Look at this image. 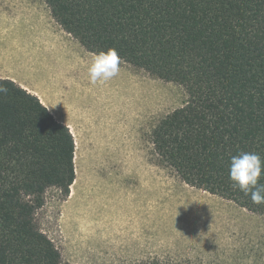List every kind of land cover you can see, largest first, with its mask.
Listing matches in <instances>:
<instances>
[{"label": "trees", "instance_id": "obj_1", "mask_svg": "<svg viewBox=\"0 0 264 264\" xmlns=\"http://www.w3.org/2000/svg\"><path fill=\"white\" fill-rule=\"evenodd\" d=\"M43 1L86 51L113 48L121 62L182 87L184 105L152 131L156 155L184 184L264 215L229 179L231 157L264 159V0ZM0 85V264H64L36 214L48 190L70 194L73 134L39 97L10 79Z\"/></svg>", "mask_w": 264, "mask_h": 264}, {"label": "rangeland", "instance_id": "obj_2", "mask_svg": "<svg viewBox=\"0 0 264 264\" xmlns=\"http://www.w3.org/2000/svg\"><path fill=\"white\" fill-rule=\"evenodd\" d=\"M93 55L43 0H0V77L39 97L75 140L69 196L48 190L36 214L62 262L264 264V215L184 184L154 151L152 131L184 105L183 88L124 62L92 84Z\"/></svg>", "mask_w": 264, "mask_h": 264}, {"label": "clouds", "instance_id": "obj_3", "mask_svg": "<svg viewBox=\"0 0 264 264\" xmlns=\"http://www.w3.org/2000/svg\"><path fill=\"white\" fill-rule=\"evenodd\" d=\"M121 58L115 49L109 48L93 55L88 67L89 80L92 84L104 82L116 77L120 72ZM8 89L0 85V93ZM264 173V159L255 152H241L230 160L229 179L233 187L249 195L254 204H264V184L258 181Z\"/></svg>", "mask_w": 264, "mask_h": 264}, {"label": "crops", "instance_id": "obj_4", "mask_svg": "<svg viewBox=\"0 0 264 264\" xmlns=\"http://www.w3.org/2000/svg\"><path fill=\"white\" fill-rule=\"evenodd\" d=\"M0 78H2V77H0ZM2 79H10V80H13L14 82H16L14 79H12L11 77H5V78H2ZM22 87V86H21ZM22 88H24V87H22Z\"/></svg>", "mask_w": 264, "mask_h": 264}, {"label": "bare ground", "instance_id": "obj_5", "mask_svg": "<svg viewBox=\"0 0 264 264\" xmlns=\"http://www.w3.org/2000/svg\"><path fill=\"white\" fill-rule=\"evenodd\" d=\"M127 172V171H126ZM138 184V183H137Z\"/></svg>", "mask_w": 264, "mask_h": 264}]
</instances>
